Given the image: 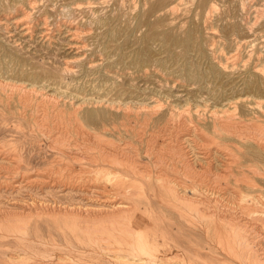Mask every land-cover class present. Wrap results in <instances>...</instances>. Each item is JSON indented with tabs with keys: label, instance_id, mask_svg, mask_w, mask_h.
I'll use <instances>...</instances> for the list:
<instances>
[{
	"label": "rangeland",
	"instance_id": "obj_1",
	"mask_svg": "<svg viewBox=\"0 0 264 264\" xmlns=\"http://www.w3.org/2000/svg\"><path fill=\"white\" fill-rule=\"evenodd\" d=\"M88 110L101 112L103 125L87 122ZM219 121L264 138V0H0V264L15 248L1 216L21 219L32 207L91 212L107 196L156 224L155 261L264 260L261 208L247 206L242 218L229 206L264 199V155L220 170L215 146L228 153L244 140L216 133ZM185 162L194 169L183 171ZM183 187L209 202L206 217L175 203ZM213 212L232 217L230 231ZM57 217L33 218L31 233L65 245Z\"/></svg>",
	"mask_w": 264,
	"mask_h": 264
},
{
	"label": "bare ground",
	"instance_id": "obj_2",
	"mask_svg": "<svg viewBox=\"0 0 264 264\" xmlns=\"http://www.w3.org/2000/svg\"><path fill=\"white\" fill-rule=\"evenodd\" d=\"M29 5V4H28ZM76 7L80 6V4H75ZM166 5V4H165ZM67 7V6H66ZM151 7V6H150ZM225 16L226 13H225ZM233 16V15H232ZM29 17V16H28ZM57 18V17H56ZM159 22V21H158ZM67 23V22H66ZM64 24V23H63ZM234 24V23H233ZM232 24V25H233ZM150 28V27H149ZM153 29V28H152ZM235 29V28H234ZM240 29V28H239ZM75 31V30H74ZM151 31V30H150ZM240 31V30H239ZM73 32V31H72ZM153 32V31H152ZM236 32V31H235ZM75 33V32H74ZM226 33V32H225ZM232 33V32H231ZM150 34V33H149ZM231 35V34H230ZM238 35V34H237ZM165 36V35H164ZM170 36V34H169ZM147 37V36H146ZM174 37V36H173ZM168 38V37H167ZM175 39V38H174ZM192 39V38H191ZM166 40V39H165ZM170 40V39H167ZM163 41V40H162ZM165 42V41H164ZM163 42V43H164ZM168 42V41H167ZM181 43V41H176L174 40L173 43ZM193 42V40H191ZM172 44V43H171ZM193 44V43H190ZM215 71V70H213ZM261 76V75H260ZM255 83V82H254ZM250 85V84H249ZM261 86V85H260ZM259 104V102H256ZM160 106V105H159ZM155 107H157L155 105ZM122 112V111H121ZM126 112V110H125ZM129 113L132 114L130 111ZM137 113V112H135ZM147 113V112H146ZM145 115L147 116V114ZM229 113V112H228ZM123 114V113H122ZM127 114V113H124ZM57 116V115H56ZM69 116V115H68ZM101 112L99 111H89L85 112L84 114V119L87 122H96L98 118H100ZM138 116V115H137ZM145 116V117H146ZM217 116V115H216ZM123 117V116H122ZM128 117V116H127ZM56 118V117H55ZM59 118V117H58ZM125 119V117H123ZM57 119V118H56ZM40 120V119H39ZM122 120V119H121ZM126 120V119H125ZM131 120V119H130ZM224 120V119H223ZM229 120V119H228ZM134 121V120H133ZM38 122V121H37ZM131 122V121H129ZM52 123V122H51ZM116 123V122H115ZM121 123V122H120ZM228 123V122H227ZM239 123V122H238ZM250 123V122H249ZM99 124L103 125L102 123V117L99 119ZM130 124V123H129ZM230 124V123H229ZM236 123L234 122V125ZM233 125V124H232ZM233 125V126H234ZM251 125V124H250ZM117 126V125H115ZM121 126V125H120ZM183 126V125H182ZM237 126V125H236ZM262 126V125H261ZM123 127V126H122ZM115 128V127H114ZM113 128V129H114ZM256 128V127H255ZM107 129V127L105 128ZM128 129V128H127ZM195 129L198 132V128L195 126ZM213 129L218 133L219 131L222 134L228 135L229 137L234 136L238 137L242 141L238 147L234 146L232 150H229L228 153L226 150L220 151L219 149L220 146L216 147L215 146V152H213L216 155H219L222 158V163L218 162V165L220 166V170H225V172L230 170L232 167V164H236L237 166H243V163L241 161L237 162L236 160H240L243 157L247 158L249 162H261L262 157L264 155V138L263 140L258 138V134H255L256 136H249L246 138V135L244 136L242 132L239 130H236L234 127L229 126L224 124L222 121H219L217 123V127L213 126ZM244 129V128H243ZM125 130V128H124ZM131 130V129H130ZM129 130V131H130ZM136 130V129H134ZM213 130V132H214ZM126 131V130H125ZM139 131V130H138ZM254 131V130H253ZM264 131V130H263ZM127 132V131H126ZM131 132V131H130ZM246 132V131H245ZM219 133V134H220ZM257 133V132H256ZM246 134V133H245ZM248 135L251 133H247ZM59 135V134H58ZM82 135V133H81ZM120 135V134H119ZM118 135V136H119ZM200 135V134H199ZM203 135V134H202ZM79 136V135H78ZM175 136V135H174ZM218 136V135H217ZM264 136V135H263ZM48 137V136H47ZM80 137V136H79ZM181 137V136H180ZM194 137V136H193ZM198 137V135H197ZM262 137V136H261ZM62 138V137H61ZM69 139V137H67ZM60 139V138H59ZM64 139V138H63ZM71 139V138H70ZM199 139V138H198ZM55 140V139H54ZM222 140V139H221ZM229 140V139H226ZM236 140V139H235ZM52 141V140H51ZM69 141V140H68ZM74 141V140H73ZM171 141V140H170ZM181 141V140H180ZM225 141V140H224ZM54 142V141H53ZM66 142V141H65ZM75 142V141H74ZM77 142V141H76ZM67 143V142H66ZM98 143V141H97ZM216 143V142H215ZM214 143V144H215ZM59 144V143H58ZM219 144V143H218ZM55 145V144H54ZM63 145V144H61ZM71 145V144H69ZM73 145V144H72ZM233 145V144H232ZM82 146V145H81ZM182 146V145H181ZM62 147V146H61ZM74 147V146H73ZM77 147V146H75ZM119 147V145L117 146ZM154 147V146H153ZM186 147V146H185ZM241 147L244 149L242 150ZM70 148V147H69ZM90 148V147H89ZM88 148V149H89ZM152 147H150L151 149ZM158 148V147H157ZM180 148V147H179ZM183 148V147H182ZM223 148V145H222ZM226 148V147H225ZM228 148V146H227ZM146 150V149H145ZM156 150V149H155ZM177 150V148L175 149ZM228 150V149H227ZM94 151H96L94 149ZM147 151V150H146ZM153 151V150H152ZM158 151V150H157ZM117 152V151H115ZM159 152V151H158ZM182 152V151H181ZM101 154L107 155V152L105 150L100 151ZM148 153V152H147ZM153 153V152H152ZM114 154V153H112ZM117 154V153H116ZM127 154V153H126ZM177 155V153H174ZM110 155V153H109ZM121 155V154H120ZM119 155V156H120ZM125 155V154H124ZM154 155V153L152 154ZM158 155V154H156ZM179 155V152H178ZM184 155V154H183ZM123 156V155H122ZM175 156V155H174ZM181 156V155H180ZM185 156V155H184ZM193 156V155H192ZM218 156V157H219ZM114 157V155H113ZM117 157V155H116ZM129 157V156H127ZM132 157V156H131ZM129 157V158H131ZM135 157V156H134ZM160 157V156H159ZM157 157V158H159ZM183 157V156H182ZM186 157V156H185ZM214 157V156H213ZM121 158V157H120ZM156 158V157H155ZM154 158V159H155ZM179 158V157H178ZM145 159H147L145 157ZM113 160V159H112ZM117 160V159H116ZM161 160V159H160ZM189 160V158H188ZM220 160V159H219ZM119 161V159L117 160ZM124 160H122L123 162ZM128 161V160H126ZM134 161V160H133ZM153 161V160H151ZM159 161V160H158ZM175 161H177L175 159ZM187 161V160H186ZM206 161V160H205ZM213 161V160H212ZM112 162V161H111ZM115 162V161H114ZM113 162V163H114ZM150 162V161H148ZM183 162V161H182ZM140 163V162H139ZM158 163V162H157ZM173 163V162H172ZM216 163V164H217ZM245 163V161H244ZM137 164V163H136ZM154 164V163H153ZM163 164V163H162ZM174 164V163H173ZM176 165L178 163H175ZM182 170H190L193 168V163H181ZM115 165V164H114ZM121 165V164H120ZM131 166L133 164L130 163ZM142 165V164H140ZM159 165V164H158ZM157 165V166H158ZM195 165V164H194ZM127 166V165H126ZM156 166V168H157ZM160 166V165H159ZM254 166V165H253ZM138 167V166H137ZM145 167V166H144ZM155 168V170H156ZM176 168V167H174ZM179 168V167H177ZM137 169V168H134ZM149 169V168H147ZM146 169V170H147ZM173 169V168H172ZM194 169V168H193ZM219 169V168H218ZM254 170H263L262 168H259L256 166V168H252ZM177 170V169H175ZM181 170V171H182ZM240 170V169H239ZM250 170V169H249ZM136 171V170H134ZM140 171V170H138ZM145 171V170H143ZM149 171V170H148ZM232 171V170H230ZM235 172V170H233ZM243 171V169L241 170ZM154 172V171H153ZM160 172V171H159ZM196 172V171H195ZM224 172V173H225ZM245 172V171H244ZM252 172V171H251ZM142 173V171H141ZM150 173V172H149ZM162 173V172H160ZM185 173V172H184ZM193 173V172H192ZM218 173V172H217ZM223 173V171H222ZM230 173V172H229ZM250 173V172H249ZM39 174V173H38ZM155 174V173H154ZM183 174V172H182ZM191 174V173H190ZM253 174V173H252ZM142 175V174H140ZM147 175V174H146ZM162 175V174H161ZM160 175V176H161ZM165 175V174H164ZM187 175V174H186ZM202 175V173H201ZM207 175V174H206ZM233 175V174H232ZM238 176L240 174H237ZM245 175V174H244ZM154 176V175H153ZM159 176V175H158ZM159 176V177H160ZM171 176V175H169ZM255 176V175H254ZM25 177V176H24ZM156 177V176H155ZM186 178L188 176H185ZM219 177H222L219 175ZM224 177V176H223ZM241 177V176H239ZM238 177V178H239ZM244 177V176H243ZM246 177V176H245ZM135 178V177H134ZM150 178V177H148ZM192 178H194L192 176ZM207 178V177H206ZM225 178V177H224ZM31 179V178H30ZM37 179V178H36ZM44 179V178H43ZM42 179V180H43ZM185 179V178H184ZM215 179V178H214ZM237 179V178H236ZM235 179V180H236ZM243 179V178H242ZM46 180V179H45ZM157 182L158 181H163L161 178H156ZM177 180V179H175ZM207 180V179H206ZM241 180V179H240ZM249 180V179H248ZM174 181V179H173ZM173 181H169V183H174ZM188 181V180H186ZM190 181V179H189ZM204 181V180H203ZM243 181V180H242ZM246 181V180H245ZM191 182V181H190ZM194 182V181H193ZM192 182V184H193ZM238 183V181H235ZM249 182V181H248ZM13 183V182H12ZM34 183V182H33ZM38 183V182H36ZM179 183V182H178ZM178 183L174 184L177 186H180ZM240 183V182H239ZM243 183V182H242ZM45 184V183H44ZM195 184V183H194ZM250 184V183H249ZM66 185V184H65ZM64 185V186H65ZM200 185V182H199ZM205 185V184H203ZM253 184H250L248 186H252ZM257 185V184H256ZM254 184V187L256 186ZM45 186V185H44ZM51 186V185H50ZM176 186V187H177ZM237 188H239V184H235ZM245 186V185H244ZM247 186V187H248ZM260 186V185H259ZM55 187V186H54ZM63 187V185H62ZM73 187V186H72ZM156 187V185L154 186ZM162 187V184L159 186ZM185 187V186H184ZM183 187V188H184ZM47 188V187H46ZM57 188V187H55ZM76 187H74L75 189ZM96 188V187H95ZM180 188V187H179ZM206 188V187H205ZM204 188V189H205ZM259 188V187H258ZM257 188V189H258ZM262 188V187H261ZM69 189V188H68ZM169 189V188H167ZM175 189V188H174ZM174 189H171L174 190ZM188 189V188H186ZM181 189L178 194H175V203H177L181 207H189L188 210L189 216L192 218L193 212H191L192 207H195L197 211L194 213L197 215L198 213L201 214V217L205 216V214L210 213L209 208V202L206 203L204 201V198L196 193L195 190L192 189V191ZM200 189V188H199ZM203 189V190H204ZM226 190V189H225ZM259 190V189H258ZM100 191V190H99ZM169 191V190H168ZM263 191V190H260ZM170 192V191H169ZM168 192V193H169ZM205 192V191H204ZM221 192V191H220ZM235 192V191H234ZM100 193V192H99ZM219 193V192H218ZM117 194V193H116ZM213 194V193H212ZM222 194V193H221ZM240 194H243L240 193ZM260 194V193H259ZM167 195V194H166ZM215 195V194H214ZM95 196V195H94ZM93 196V197H94ZM113 196H115L113 194ZM112 196V197H113ZM172 196V195H171ZM234 196V195H233ZM116 197V196H115ZM237 197V196H236ZM241 197V196H240ZM239 197V198H240ZM264 196L262 195L261 198ZM114 198V197H113ZM172 198V197H171ZM249 198V197H248ZM247 197L246 198H241L239 200V203L236 204H230L229 206L232 205L234 207H231V212L236 211V215H240L241 217L247 216L248 211L247 206L249 205L254 206L255 208H261V213L264 214V199L257 198L254 200H249ZM255 198V197H253ZM115 199V198H114ZM172 200V199H171ZM207 201V200H206ZM58 202V201H57ZM60 203V202H59ZM52 204V203H51ZM61 204V203H60ZM34 205V204H33ZM40 205V204H39ZM66 205V204H65ZM74 205V203H73ZM67 206V205H66ZM71 206V205H70ZM75 206V205H74ZM39 207V206H38ZM41 207V206H40ZM54 207V206H53ZM226 207V206H225ZM15 208V207H14ZM17 208V207H16ZM18 209V208H17ZM93 209V208H92ZM95 209V208H94ZM8 210V209H7ZM220 210V209H219ZM257 210V209H254ZM253 211V210H252ZM259 211V210H257ZM55 212L52 207H45L38 211V209L35 207H32L27 210H23L19 213L20 216H23L24 218L21 219H15L9 218V215L1 216L2 218V227L5 228V234L4 238H13L14 239V245L15 248H10L7 246V250L2 252V264H170L172 263L171 261H166V262H158L155 261V256L152 258V252L151 250L153 249L152 246L157 245L156 243V233L154 232L153 235L151 236L150 232L152 231L153 228L154 231L156 229V224H153L152 227L148 223H145L141 221L140 219V214L137 213L135 205L129 204V203H123V202H118L116 203L110 196H107L100 205H97V209L91 211V212H83L81 213L79 210L75 209H59L58 214L53 213ZM218 212V211H217ZM217 212L214 213L213 218L211 219L212 221L217 220L218 225H222L223 228L226 230L231 229L230 226L232 225V217L227 216L225 214L223 215H217ZM225 212V211H224ZM223 212V213H224ZM229 212V211H228ZM233 213V212H232ZM244 213V214H243ZM48 215L51 214L52 216L57 215V219H55V222L58 223L60 228L63 230L62 235H64V244L60 242H55L53 240L46 239L42 237L41 235H38V233H35L33 235L31 233L32 230V219L40 217L41 215ZM216 214V215H215ZM228 214V213H227ZM231 214V213H230ZM211 216V214H209ZM209 216V217H210ZM239 216V217H240ZM243 216V217H244ZM11 217V216H10ZM196 217V216H195ZM206 217V216H205ZM241 217L239 219H241ZM242 217V218H243ZM194 218V217H193ZM237 218V217H236ZM196 219V218H195ZM198 219V217H197ZM209 219V218H208ZM248 219V218H247ZM237 220V219H236ZM244 220V219H243ZM1 221V220H0ZM197 221V220H196ZM234 222V221H233ZM248 222V221H247ZM210 223V222H209ZM240 223V222H239ZM249 223V222H248ZM200 224V222L198 223ZM213 224V223H212ZM238 224V223H237ZM246 225V224H245ZM245 225L240 224V229H236L233 231L234 234H236V237L238 233H244L246 230H242L245 228ZM161 226V225H160ZM247 226V225H246ZM264 226V225H263ZM205 227V225H204ZM208 227V226H207ZM221 227V226H220ZM235 227V226H234ZM237 228V227H236ZM34 229V228H33ZM222 229V227H221ZM235 229V228H234ZM246 229V228H245ZM54 230V229H53ZM172 230V229H171ZM35 231V230H33ZM169 231V230H168ZM221 231V230H220ZM259 231V230H258ZM44 232V231H43ZM47 232V230H46ZM166 232V231H165ZM42 233V232H41ZM180 233V232H179ZM76 234L73 240L76 241L74 243L71 240V237H65L67 235H71L72 237ZM167 234V233H166ZM169 234V233H168ZM224 234V232H223ZM222 234V235H223ZM227 234V232H226ZM225 234V235H226ZM208 235V234H207ZM212 235V234H211ZM88 237L89 240L85 244L82 240L81 237ZM224 236V235H223ZM222 236V237H223ZM227 236V235H226ZM49 237V236H48ZM235 237V236H233ZM257 237V236H256ZM69 238V239H68ZM241 238V237H240ZM243 239V238H242ZM244 241V240H243ZM249 241V240H248ZM254 241V240H253ZM242 242V241H241ZM257 242V241H256ZM255 242V243H256ZM261 242V240H260ZM240 243V242H239ZM238 245H241L239 244ZM254 243V242H253ZM254 243V244H255ZM243 244V243H242ZM246 244V241H245ZM260 244V243H258ZM178 245V244H177ZM256 245V244H255ZM254 245V246H255ZM6 246V245H5ZM228 246V245H227ZM237 246V245H236ZM242 246V245H241ZM41 247V250L39 249ZM89 247V248H86ZM179 247V246H178ZM181 247V246H180ZM243 247V246H242ZM241 247V248H242ZM249 247V246H248ZM251 247V246H250ZM253 247V246H252ZM259 247V246H258ZM238 249V248H237ZM262 249V248H261ZM246 249L244 248L243 251ZM251 250V249H250ZM256 250V249H254ZM264 250V249H263ZM55 251H59L57 253H54ZM158 251V250H157ZM252 252V251H251ZM261 251L260 253H262ZM255 253V252H254ZM239 254H241L239 252ZM238 254V255H239ZM243 255V254H242ZM254 255V254H253ZM255 254L254 256H256ZM264 255V254H263ZM175 256V257H174ZM174 259H177L178 256L174 255ZM194 256V255H193ZM247 256V255H246ZM244 256V258H246ZM261 256V255H260ZM165 257V256H164ZM237 257V256H236ZM243 258V257H242ZM106 259V260H105ZM250 259V258H249ZM252 260V259H251ZM260 260V259H259ZM103 261V263L101 262ZM250 261V260H249ZM180 264H186L187 261L182 258L179 261H177ZM203 262V261H202ZM250 264H256L252 261H250ZM257 264H264V260H261L260 262L258 261Z\"/></svg>",
	"mask_w": 264,
	"mask_h": 264
}]
</instances>
